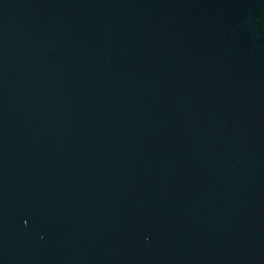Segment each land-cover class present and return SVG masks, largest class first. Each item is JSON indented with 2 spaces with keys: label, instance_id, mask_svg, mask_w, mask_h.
I'll return each mask as SVG.
<instances>
[{
  "label": "water",
  "instance_id": "1",
  "mask_svg": "<svg viewBox=\"0 0 264 264\" xmlns=\"http://www.w3.org/2000/svg\"><path fill=\"white\" fill-rule=\"evenodd\" d=\"M0 264H264V0H0Z\"/></svg>",
  "mask_w": 264,
  "mask_h": 264
}]
</instances>
